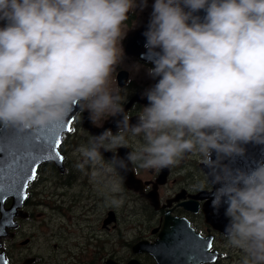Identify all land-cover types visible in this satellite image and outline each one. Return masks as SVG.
Instances as JSON below:
<instances>
[{
	"label": "clouds",
	"instance_id": "9594fccd",
	"mask_svg": "<svg viewBox=\"0 0 264 264\" xmlns=\"http://www.w3.org/2000/svg\"><path fill=\"white\" fill-rule=\"evenodd\" d=\"M135 7V0H0V126L59 124L74 107L94 122L119 115L116 133L106 128L76 150L83 157L76 167L93 166V178L200 154L220 185L213 206L227 205L228 245L245 253L242 264H264V162L250 170L224 163L244 156L250 142L264 144V0H155L144 35L155 56L148 75L160 79L143 93L149 103L132 124L126 98L108 85L121 59V25ZM199 9L203 21L193 15ZM125 132L144 140L126 159L116 154L128 146ZM101 149L113 152L107 164ZM110 191L120 192L119 182Z\"/></svg>",
	"mask_w": 264,
	"mask_h": 264
},
{
	"label": "flooded vegetation",
	"instance_id": "af4514ba",
	"mask_svg": "<svg viewBox=\"0 0 264 264\" xmlns=\"http://www.w3.org/2000/svg\"><path fill=\"white\" fill-rule=\"evenodd\" d=\"M154 2L146 0L141 8V0H135L136 7L124 22L130 29L117 43L124 53L109 78L112 92L126 98L123 107L132 124L149 103L143 93L160 77L148 75L147 70L155 66V56L146 43L140 47L147 56L139 55L140 47L133 43L126 54L123 43L127 35L148 30ZM5 23L0 21V27ZM112 87H118L117 91ZM84 110L77 107L75 117L62 122L74 129L62 137L63 165L40 164L36 178L27 181V187L23 184L28 171L23 167L17 179L24 192L4 196L3 210L8 218L0 237V264H161L158 259L162 257L164 264H198L199 245L206 241L212 243L211 252L216 256L213 264H242L245 253L228 245L227 205L213 206L220 185L211 182L200 154L186 153L178 164L162 169H142L129 163L133 172L127 166L113 173L101 170V175L93 178V166L86 165L83 171L76 167L83 160L76 150L89 145L91 137L106 128L116 133L121 117L109 112L94 122ZM124 135L128 146L118 148L116 154L126 159L127 153L144 140L143 134ZM245 149L244 156L224 163L250 170L257 162H264V144L250 142ZM101 152L107 164L113 152ZM111 182H119L121 191L111 192ZM112 198L123 203L113 206Z\"/></svg>",
	"mask_w": 264,
	"mask_h": 264
},
{
	"label": "water",
	"instance_id": "95a60500",
	"mask_svg": "<svg viewBox=\"0 0 264 264\" xmlns=\"http://www.w3.org/2000/svg\"><path fill=\"white\" fill-rule=\"evenodd\" d=\"M193 15L200 17L201 21H203V16H205V10L203 9L201 12V9H199L198 11L194 12ZM144 32L145 30H143L142 32L141 30H138L137 32L131 33L130 36L126 37L123 44L127 52H130L133 49L131 43L136 45V47H140L142 44L144 45L146 43V36L143 35ZM138 54L141 56L146 55L145 51L142 50V47L138 49ZM120 84L123 85L122 82H120ZM76 111L77 107H74L70 111V113L65 117V119L59 124H50L45 127H37L35 129L23 131L16 127H0V185H2V187H0V207H2V211H0V237L3 235L1 232L6 230L5 224L8 218V214L5 212V210H3L4 196L6 197L7 194L19 195L24 192V188L22 189L21 181L17 179L19 178V173H22L21 171L24 169L23 167H25L29 172L30 167L34 166L37 169L38 166L44 162H54L57 165H63L64 157L63 160H61L59 159V157L55 156L54 153L52 154L51 159H44L41 157L39 158L38 163L32 164L31 150L34 144L50 143L54 138L58 137L61 145L64 133L69 131V127L64 126L62 122H66L70 118L73 119L75 117ZM86 112L89 111L85 109L84 113ZM90 128L94 130L93 127ZM60 145L56 147L55 151L59 152L60 155L63 156L60 151ZM250 166H252V164H250ZM128 167L130 168L131 165L129 164ZM130 170L132 171V167L130 168ZM158 260L161 264L165 261L163 257L162 260Z\"/></svg>",
	"mask_w": 264,
	"mask_h": 264
},
{
	"label": "snow or ice",
	"instance_id": "6c2138e0",
	"mask_svg": "<svg viewBox=\"0 0 264 264\" xmlns=\"http://www.w3.org/2000/svg\"><path fill=\"white\" fill-rule=\"evenodd\" d=\"M69 131H74V129L69 128ZM60 145V140L58 137L54 138L50 143H36L34 144L31 150V163L36 164L39 162V158L51 159L52 154L59 157V159L63 160V156L60 155L59 152H56L55 149ZM37 169L32 166L29 168L28 175L25 177V181L23 187H27V181L34 180L36 178ZM2 187V185H0ZM0 211H2V207H0ZM200 253L198 258V264H213L216 260L215 253L211 252L212 243L210 241H206L205 243L199 245ZM5 264L7 262L5 261Z\"/></svg>",
	"mask_w": 264,
	"mask_h": 264
},
{
	"label": "rangeland",
	"instance_id": "374dc122",
	"mask_svg": "<svg viewBox=\"0 0 264 264\" xmlns=\"http://www.w3.org/2000/svg\"><path fill=\"white\" fill-rule=\"evenodd\" d=\"M128 29H130L129 25H127V24H125V23H123V24L121 25V33H122V37L126 34V32L128 31ZM122 53H124L123 50H121V54H122ZM141 75H142V73H140V74L137 75V76H138V78H137L138 80H140ZM113 85L117 86V84H116L115 81H113ZM109 86H110V84H109ZM112 88L116 89V88H118V87H112ZM109 89L112 91L111 87H109ZM116 91H117V89H116Z\"/></svg>",
	"mask_w": 264,
	"mask_h": 264
}]
</instances>
